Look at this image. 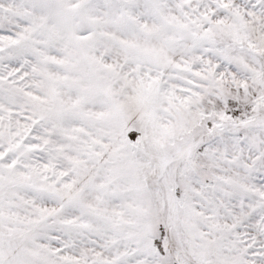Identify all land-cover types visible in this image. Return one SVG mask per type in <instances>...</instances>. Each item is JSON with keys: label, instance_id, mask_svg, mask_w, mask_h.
<instances>
[{"label": "snow or ice", "instance_id": "1", "mask_svg": "<svg viewBox=\"0 0 264 264\" xmlns=\"http://www.w3.org/2000/svg\"><path fill=\"white\" fill-rule=\"evenodd\" d=\"M0 264H264V0H0Z\"/></svg>", "mask_w": 264, "mask_h": 264}]
</instances>
